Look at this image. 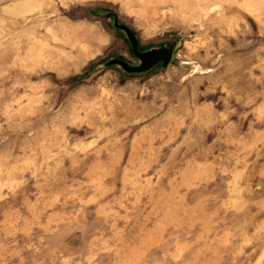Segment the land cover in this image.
I'll use <instances>...</instances> for the list:
<instances>
[{
    "label": "rangeland",
    "instance_id": "obj_1",
    "mask_svg": "<svg viewBox=\"0 0 264 264\" xmlns=\"http://www.w3.org/2000/svg\"><path fill=\"white\" fill-rule=\"evenodd\" d=\"M0 264H264V0H0Z\"/></svg>",
    "mask_w": 264,
    "mask_h": 264
},
{
    "label": "water",
    "instance_id": "obj_2",
    "mask_svg": "<svg viewBox=\"0 0 264 264\" xmlns=\"http://www.w3.org/2000/svg\"><path fill=\"white\" fill-rule=\"evenodd\" d=\"M112 26L125 34L132 55L137 59V64L130 65L120 59H111L105 64L106 66H115L126 74L136 75L146 73L159 64L163 68L169 64L172 56V50L170 48L164 47L141 52L138 49L137 40L130 30L117 24L116 21L112 22Z\"/></svg>",
    "mask_w": 264,
    "mask_h": 264
}]
</instances>
